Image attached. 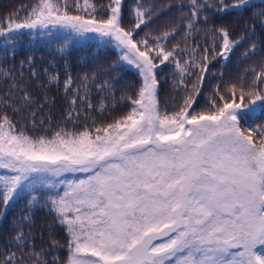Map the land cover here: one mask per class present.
I'll use <instances>...</instances> for the list:
<instances>
[{"label":"snow or ice","instance_id":"obj_1","mask_svg":"<svg viewBox=\"0 0 264 264\" xmlns=\"http://www.w3.org/2000/svg\"><path fill=\"white\" fill-rule=\"evenodd\" d=\"M259 4L176 0L166 6L179 13L170 26L143 35L155 9L137 5L131 9L134 23L126 26L123 0L100 6L35 0L0 18L5 56H15L9 47L25 33L62 32L65 41L95 39L117 51V61L103 70L107 79L96 85L100 93L114 96L127 68L140 81L121 97L127 111L80 123L91 111L107 112L108 97L94 106L88 85L96 83V72L78 77L77 85L66 68L63 119L50 135L34 136L22 121L30 112L35 127L30 110L37 101L27 84L0 67V77L11 78L0 94V169L7 173L0 175V223L12 206L25 202L0 247V264H264V123H251L257 109L264 111V55L259 71L255 65L245 70L254 77L251 83L244 76L225 81L221 72L207 104L196 107L203 82L216 75L209 71L214 61L225 66L245 43L243 58L258 49L250 39L255 24L234 37L227 25L212 23L209 13L253 10L251 19L264 28V0ZM196 35L211 37V43L201 47ZM177 36L181 40L171 43ZM25 64L38 80L31 56L21 61L19 79H25ZM170 65L179 94L172 111L159 103V73ZM44 73L49 84H59V73ZM37 209L52 217L47 245L41 235L39 248L32 230ZM57 226L65 232L63 245L51 231ZM60 248L66 249L63 259Z\"/></svg>","mask_w":264,"mask_h":264},{"label":"trees","instance_id":"obj_2","mask_svg":"<svg viewBox=\"0 0 264 264\" xmlns=\"http://www.w3.org/2000/svg\"><path fill=\"white\" fill-rule=\"evenodd\" d=\"M34 2L35 0H0V18L21 8V6L31 5ZM68 2L71 5L72 0H68ZM108 2L109 0H89V3L97 6L106 5ZM185 2L187 3V0ZM253 2L257 5V8L261 7L259 0H254ZM80 3L82 6L83 0H80ZM170 3L175 4L176 0H123V22L126 26L134 23L131 9L137 7V5H141L144 9L153 8L156 14L153 16L148 27L143 29L141 35L144 32L159 34L164 28L169 27L170 22L179 15L175 8L168 9L166 7ZM185 11H187V8ZM252 11L242 13L232 12L223 17L209 13V19L212 23L216 25H227L233 29L234 37L240 35L246 26L255 24V34L250 36V39L258 42V49L257 55L251 56V58H243L241 53L248 47V44L245 43L236 49L225 66L222 67V63L218 59L214 61L210 65L209 71L216 75H209L203 82V90L198 97L197 108L207 104L208 97L212 93L213 85L220 82L219 73L223 72L225 81L244 76V83H251L254 77L246 73L245 70L252 65L256 66L257 71L260 70L259 61L261 55H264V43L260 42H264V28L257 21L251 19ZM20 14L21 16L24 15L23 12ZM74 14L83 15L84 13H76L74 11ZM181 38L182 36H177L171 43H176ZM194 42L203 47L206 42L211 43V37L196 35ZM192 44L193 41L190 39L189 45L191 46ZM5 47L6 45L3 39L0 38V67L4 70H11L20 83L27 84L29 91L37 101L30 110L35 112V127L31 123L32 117L30 112L25 113L24 120L22 121V124L26 125V131L30 135L38 136L45 133L50 135L51 131L62 121L67 109V100L63 88L66 68L70 70L72 77L76 79L77 85H79L78 77L84 74H88L91 77L92 73L96 72L98 76L96 83L88 85L89 99L94 106L98 108L104 96L108 97L105 101L109 109L107 112L101 115L99 111H91L88 120L85 121L82 117L80 123L88 122L90 124L92 117H95L97 121H106L112 117H118L127 111V101L121 97L125 94H132L134 89L130 86H138L140 82L135 71L127 68L120 72L122 79L116 85L114 96L109 93H100L96 85L102 83L104 79H107L103 70L108 69L117 61L118 53L111 45L98 44L95 39L80 40L79 38H74L65 41V34L62 32H53L51 36H40L38 34L32 36L25 33L17 39L15 48L9 47V53L15 52L14 57L11 54L5 56L3 51ZM62 47L64 48L63 51H61ZM29 56L33 58L32 68L39 75L38 80L32 78L27 64L24 65L23 71L25 79H19L21 61H26ZM45 69L49 73H59V84L48 83L44 73ZM173 71V66L170 65L163 67L159 73V103L162 108H167L169 111L173 110V104L179 99L178 92L172 87L173 81L178 80V77L173 75ZM194 79L195 77L189 79L187 83L191 85ZM10 82L11 78L6 82L3 77H0V94L8 90ZM45 97L47 98V103L45 102ZM245 100H247V97ZM40 105L44 106L41 108ZM251 123H264V111L259 109L255 113V117ZM24 208L25 202L21 201L8 210L7 218L0 223V247L4 245V242L11 234L13 221L24 214L22 211ZM32 221V230L36 236L37 247L39 248L41 245V235H43V240L45 245H47L49 239L48 225L52 222V217L47 214L46 209H37L32 216ZM51 231L55 233V238L63 245L65 241L64 230L57 226L52 228ZM57 252L61 259L66 255V249L64 248L58 249Z\"/></svg>","mask_w":264,"mask_h":264},{"label":"rangeland","instance_id":"obj_3","mask_svg":"<svg viewBox=\"0 0 264 264\" xmlns=\"http://www.w3.org/2000/svg\"><path fill=\"white\" fill-rule=\"evenodd\" d=\"M254 1V0H253ZM81 40V39H80ZM88 40H92V39H88ZM259 111V109H257V112ZM256 112V113H257ZM7 173H6V171L5 170H2V169H0V175H6Z\"/></svg>","mask_w":264,"mask_h":264}]
</instances>
